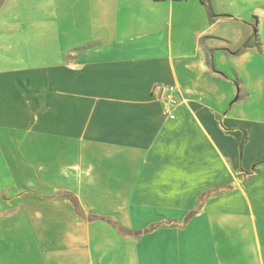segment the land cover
<instances>
[{
    "label": "crops",
    "instance_id": "0c3cea01",
    "mask_svg": "<svg viewBox=\"0 0 264 264\" xmlns=\"http://www.w3.org/2000/svg\"><path fill=\"white\" fill-rule=\"evenodd\" d=\"M0 264H264V0H0Z\"/></svg>",
    "mask_w": 264,
    "mask_h": 264
},
{
    "label": "built area",
    "instance_id": "2783aa9c",
    "mask_svg": "<svg viewBox=\"0 0 264 264\" xmlns=\"http://www.w3.org/2000/svg\"><path fill=\"white\" fill-rule=\"evenodd\" d=\"M157 95L161 101H163V111L165 115L169 118H173L175 115L172 111L173 106H175L178 103V100H181V97L179 98V94L176 95V90L174 87H163L158 88Z\"/></svg>",
    "mask_w": 264,
    "mask_h": 264
},
{
    "label": "rangeland",
    "instance_id": "374dc122",
    "mask_svg": "<svg viewBox=\"0 0 264 264\" xmlns=\"http://www.w3.org/2000/svg\"><path fill=\"white\" fill-rule=\"evenodd\" d=\"M14 140H15V144H17L18 145V143H20V141H22V139H21V137H16V138H14ZM14 140H11L10 139V141L11 142H13ZM20 140V141H19ZM20 145V144H19ZM18 154V156L20 157V159H22L25 155L24 154H22V153H17ZM28 163H30V165L32 166L34 163L33 162H31V161H29Z\"/></svg>",
    "mask_w": 264,
    "mask_h": 264
},
{
    "label": "trees",
    "instance_id": "16d2710c",
    "mask_svg": "<svg viewBox=\"0 0 264 264\" xmlns=\"http://www.w3.org/2000/svg\"><path fill=\"white\" fill-rule=\"evenodd\" d=\"M243 142H244V139H243V141H242V144H243ZM242 144H241V149H242Z\"/></svg>",
    "mask_w": 264,
    "mask_h": 264
}]
</instances>
